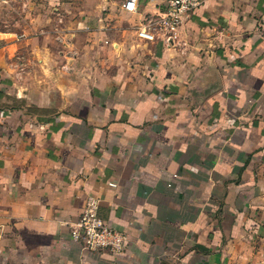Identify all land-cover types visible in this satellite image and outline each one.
Returning <instances> with one entry per match:
<instances>
[{"label": "crops", "instance_id": "1", "mask_svg": "<svg viewBox=\"0 0 264 264\" xmlns=\"http://www.w3.org/2000/svg\"><path fill=\"white\" fill-rule=\"evenodd\" d=\"M126 2L0 0V264H264V0Z\"/></svg>", "mask_w": 264, "mask_h": 264}, {"label": "built area", "instance_id": "2", "mask_svg": "<svg viewBox=\"0 0 264 264\" xmlns=\"http://www.w3.org/2000/svg\"><path fill=\"white\" fill-rule=\"evenodd\" d=\"M138 0H127L124 9L128 12L137 10ZM204 0H167L165 10L159 18L147 21L141 26L139 36L148 41L156 40V34L161 30L166 40H171L185 19L203 5ZM154 24V25H153ZM100 200L89 196L85 201L79 222L72 230L73 240L86 251L109 250L120 253L126 249L127 235L108 225L99 215Z\"/></svg>", "mask_w": 264, "mask_h": 264}]
</instances>
